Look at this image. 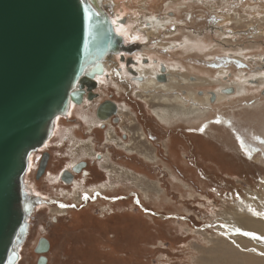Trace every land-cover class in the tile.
Instances as JSON below:
<instances>
[{
    "label": "rangeland",
    "instance_id": "1",
    "mask_svg": "<svg viewBox=\"0 0 264 264\" xmlns=\"http://www.w3.org/2000/svg\"><path fill=\"white\" fill-rule=\"evenodd\" d=\"M126 1L128 0L120 3ZM141 1L137 0L134 5ZM174 1L188 4L193 0H156L155 3L151 1V5L162 4L164 13L165 9L175 5ZM88 4L106 22L112 37L115 38L117 34L110 20L112 14H109L110 10L107 8L111 3L103 0L100 5H96V8L89 2ZM203 5L201 11L191 8L193 16L188 22L189 26L184 30L190 29L193 35H201L206 41H201V50L187 52L183 57L179 54L177 58L183 60L184 57L196 56L199 62L212 60V65H208L213 68L187 66L183 68V73H179L176 71L178 63L169 60L167 70L173 77L175 73L179 76H198L195 79L203 83L184 86L182 90L196 93L199 99L211 97V93L214 96L215 93L219 95L220 91L229 90V87H235L234 94L230 96L227 94L217 101L215 96L213 103L209 99L210 104L202 106L201 112L194 117L170 116L172 118L168 121L162 120L165 122L163 123L157 121V118L151 114L154 110L160 109L161 105L152 100L142 101L147 97L144 96V90L139 88L140 90L134 95L137 96L136 101L143 102L146 122L142 126L138 122L133 126H125L128 132L136 136L132 138L134 142L129 141L127 145L129 147L122 144L120 146L127 148L125 153L136 157L138 162L142 160L146 163L149 170L135 163H132L127 170L122 164L111 165L107 159L106 163L101 165L110 169L105 178L89 180L88 186L76 183L69 189H62L65 193L70 191V195L62 202L78 206L85 197L83 192H92L93 185L104 181L102 183L104 189L112 186L117 188L111 191L110 198L101 204L104 206L100 208L98 214L106 213L103 223L96 220L99 215L85 211L78 214L66 213L53 206L42 209L36 214L38 222L31 223L28 238L27 221L24 239L26 237L28 240L23 246L19 245L18 254L20 256L21 252L22 257H19L17 264H36L38 254L34 252L33 247L37 239L43 235L50 237L52 242L48 264H264L262 233L251 230L248 235L232 234L222 228L225 217L227 219L245 211L264 222V205L259 206L262 201L264 202V152L258 148L256 138L260 137L255 131L259 124L264 122V106L248 108L249 104L254 102L264 104V99L259 95L261 87L255 88L247 82L252 77H255L258 83H260L258 78L262 80L260 74L253 71V62L258 63L259 58L264 55V39H262L264 36L261 37L259 34L262 31L264 33V0H217L216 3L204 0ZM210 6L216 7V11L212 15L202 14L204 9ZM121 8L119 12L123 13L124 9ZM168 10H174V7ZM127 14L132 17L128 10ZM200 15L203 16L199 17ZM146 16L150 17V14L145 13L139 18ZM209 25L213 26V31L217 27L216 36L204 35L203 31H206ZM199 31L203 34L197 33ZM182 32L183 28L165 38L170 40V44H173L171 41L185 39L188 49L192 50L194 48L192 34L186 31V34L182 35ZM146 33L152 32L150 30ZM138 40L140 42L143 40L141 35ZM119 43L120 40L115 38L113 44L119 47ZM140 69L149 71L142 67ZM227 74H229L228 82L220 79ZM107 80L105 79V83L97 91L100 97L98 102L110 97L123 103L124 97L128 95L123 92H126L127 88L114 85V90H109ZM197 86L203 91L195 90ZM124 106L125 110L120 108V114L127 117L128 123L136 122L130 106L123 104L122 108ZM209 106H212L210 112ZM83 117H86V114ZM180 117H182L180 123L185 118L186 120L199 118L200 124L196 125V129H202L203 135L217 136L225 140L222 143L232 151H222L215 146L205 148L203 139L196 140L189 137L188 140L187 136L182 141L177 137L167 158L165 150L163 153L160 150L156 152L155 148L149 147L145 141L140 140L143 138H140L139 133L147 126L152 132L150 133L152 138L161 141L165 147L167 135H177L173 132L179 129L177 120ZM190 123L193 122L189 121L186 126ZM188 128L190 130V127ZM252 130L255 133H252ZM108 135L111 136L110 133ZM78 137L80 138L71 139L70 143H66L61 150V154L65 156L70 152L72 154L71 157L61 161L58 171L86 154L89 157L93 156L94 152L88 141L91 137L84 135ZM104 138L105 136H102L99 139ZM189 141H193L197 149L191 150ZM200 143L202 145L198 148L197 144ZM50 149L52 150L53 147ZM132 149L140 153L148 162L132 154L129 151ZM95 151L106 153L108 150L102 144H96ZM246 157L250 163L242 166ZM31 158L30 160L28 158L29 165ZM133 169L136 173L132 172ZM24 175L25 173L22 176V190L33 205L28 211L27 220L37 201L33 197L36 196V189L30 181L26 182L27 178L24 183ZM55 192L50 190L48 194ZM80 215L81 222L76 218ZM56 217L58 221H63L59 224L51 223ZM74 218L75 222H69ZM233 239L235 243L230 244L229 240Z\"/></svg>",
    "mask_w": 264,
    "mask_h": 264
},
{
    "label": "water",
    "instance_id": "2",
    "mask_svg": "<svg viewBox=\"0 0 264 264\" xmlns=\"http://www.w3.org/2000/svg\"><path fill=\"white\" fill-rule=\"evenodd\" d=\"M115 38L123 47V38ZM115 38L81 0H0V264L18 263L14 247L24 240L33 207L22 190L29 152L47 140L53 121L67 112L71 101H82V89L93 98V79L117 48ZM164 71L162 66L157 81H165ZM222 93L230 96L234 88ZM114 113L112 102L97 109L101 119ZM45 164L42 160L37 176ZM48 249V241L40 237L34 247L40 255L36 264H47L43 253Z\"/></svg>",
    "mask_w": 264,
    "mask_h": 264
},
{
    "label": "flooded vegetation",
    "instance_id": "3",
    "mask_svg": "<svg viewBox=\"0 0 264 264\" xmlns=\"http://www.w3.org/2000/svg\"><path fill=\"white\" fill-rule=\"evenodd\" d=\"M88 1L96 8V5L92 3V0H88ZM108 1L111 3L110 6H107V8H109L110 10L109 14H112V16H110V20H112L111 26L113 27V30L115 29L114 32L118 34L117 36L123 38L125 44L122 47L120 42V44H118L119 47L114 48L113 52L110 53L105 60H103V65H104L103 73L101 75L95 76L93 79V81L96 82L95 88L91 90V93L93 94V98L89 100L88 99L89 92L86 91V88L82 89L83 91L82 101L79 104H76L72 101L69 103L68 110L64 114V116L63 115L58 116L56 120L53 121L52 130H50L51 133L49 134L47 140L36 150L32 151V153L29 155V160L30 157L32 158L30 165L28 164L27 166V171L25 172L23 181L25 183V180L27 178L26 182L30 181L31 182L30 184L33 185V187L36 189L35 190L36 196L33 197L36 199L37 202H35L31 215L27 219L29 223L27 238L30 234V227L32 221L36 223L38 222V218L36 217V214L41 212L42 209L51 208L53 206L56 207L58 210L64 212L66 211V213L70 212V213L78 214L81 213L82 211H85L87 213H93L94 215H99L98 212L100 208H103L104 206L101 204L103 202H106L107 198H110V192L111 191L113 192L114 189H117L116 186H112L109 189H104L103 187L104 185L102 184L104 181L98 184L96 183L97 185H93L94 187L92 189V192H83L85 197L82 203L78 206L74 204L65 203V201L62 202V200H66L67 196L70 195V191H68V193H65L62 191V189L63 190L69 189L76 183H79L81 186H88L87 182L89 180L96 181L98 179L105 178L106 175H108V173L110 172V169L101 167V165L105 164L107 159L109 160V163L111 165L115 166V164H122L123 166H125L127 170L132 163L140 165L141 167L149 170V167L146 163H144L142 160L139 159L138 162L136 160L137 159L136 157H132L131 155L125 153L126 152L125 149L127 148H121L120 146L122 144V145H126V147H129L127 146L129 144V141L130 140L133 141L132 138L136 136V134L134 135L132 132H128L125 129V126L127 125L133 126L136 125L137 122L142 126L144 122H146L144 119L145 113L143 110L144 109V106L142 104L143 102L141 103L139 101H136L137 96L135 97L134 95L138 92V90H140L139 83L142 82L143 80V78L138 76L135 68L137 67L146 68V70H149L150 72L152 71L153 74H156L157 76L158 74H160L161 66L166 68V66H168L167 63L169 60H173L174 62L178 63L176 71H178L179 73L181 72L183 73V68L187 66L211 67L212 65L211 64L212 60H207L206 62H201V61L199 62L197 61L198 57L196 58V56H190L188 58L184 57L183 60L177 58L179 54L183 57V55L187 52H192L193 50L195 51L201 50V46H200L201 41L202 40L206 41V39L203 38L201 35L198 34L193 35L191 33L192 30L190 29L184 30L186 27L189 26L188 22L191 20L193 16V13H191L192 11L191 8H193L194 10H196L197 8L198 11L203 10L204 0H193V1L190 0L192 2L188 4L174 1L173 3L175 5L168 8L170 9L174 7V10L165 9L164 13L162 9L163 8L162 4L158 6L151 5V1L155 3L156 0H142L137 5H134V2H136L137 0H128L122 4L120 2L123 0H108ZM216 2L217 0H211V3H216ZM100 3L101 2L97 3V6L98 4L100 5ZM121 7H123L124 9L123 13L119 12L122 9ZM129 7L131 8L129 9ZM127 10L132 15L131 18L127 14ZM214 11H216V7L210 6L205 8L202 14L205 13V16H207L208 13H210L212 15ZM145 13H149L150 17L146 16L145 17L146 19L144 17L142 19L139 18V16H144ZM187 14L189 15L188 18H187ZM202 16L203 15H200L199 17ZM222 24L223 22H221V25ZM182 28H183V32L181 33L182 35H185L186 31H189L193 36V38H191L194 39L192 41V45L194 46L192 50L188 49V46L185 43V39L178 41H171L173 42V44H170V40L168 38L167 39L165 38L167 36L168 37L172 36ZM212 28L213 26L209 25L206 31H203L204 35L216 36L218 33L217 27L215 31H213ZM118 30L120 31V33ZM150 30L152 33H146V31H150ZM197 33L201 34L202 31H199ZM259 34H261V37L264 36L263 31L259 32ZM139 35L142 36V39L144 41L142 40L140 42L138 40ZM262 39H264V37H262ZM164 44L168 46L165 47ZM211 45L212 44H210V46ZM128 59H130L132 63L127 65ZM253 64H254L253 71L258 72L260 74L259 77L262 78V80L260 81L258 79L260 81V83H258L255 77H252L249 78L247 82L252 84V86H254L255 88L261 87V90L259 91V95H261L262 98L264 99V55L262 58H259L258 63H255L254 61ZM215 66H217V64ZM163 73H165L167 77L166 70ZM100 76L101 79H99ZM190 76L192 75H189L188 78ZM197 77L198 76L196 75L193 76V78H197ZM105 79L109 80V81L107 80V85L109 90L111 89L114 90V85H116L117 87L119 85L121 88H127L125 89L126 92H123L128 94L127 96L124 97L125 101H123V103L122 102L119 103L110 97L98 102V99L100 97L97 91L101 88V86H103L102 84L105 83ZM220 79L228 82L229 74H227L226 76H221ZM102 80L104 81L102 82ZM197 88L195 87V90L200 92L203 91L199 89L200 86H197ZM209 91H213V90H209ZM105 102H112L115 105V113L101 119L97 116V109L102 103ZM95 103H97V105H95L94 107ZM123 104L130 106L129 108L135 114L136 122L130 121L128 123L127 117L124 114L122 115L119 114L120 108L125 110V106L122 108ZM263 106H264L263 102L261 103L254 102V104H249L248 108L250 107L261 108ZM208 109L210 112L212 110V106H209ZM84 114H86V117H83ZM151 114L157 118V121L159 120V118L154 113L151 112ZM150 119L151 121H153L151 117ZM181 119L182 117H180L177 120L178 122L177 125L179 126V129L177 130V132H173L177 135L172 136L168 134L165 139L166 140L165 147L163 146L161 141H155L152 138L151 136L152 132L148 129L147 126L144 129H141L139 136L140 138L143 139L140 140L145 141V144L148 145L149 147L151 146L155 148L156 152L160 150V152L163 153V150H165L167 152V156H166L167 158L169 156V153L172 151L173 141H175L177 137L178 140H180L181 138L182 141L187 136H188V140L189 137H193L196 140L203 139L205 141L206 148L210 146H215L217 149L222 151L231 150L229 147H227L226 144L222 143L225 140L220 139L217 136L203 135L202 129H196V125L200 124L199 118L193 120L190 119L186 120L185 118V120H183L180 123ZM189 121H192L193 123L192 124L190 123L189 125L186 126V123H188ZM188 127H190V130ZM186 128H188V130H186ZM255 131L259 133L258 135L260 137V138H256L258 142V148L261 149L262 152H264V122L259 124L258 129H255ZM109 133L111 134V136L108 135ZM252 133H255L254 130H252ZM81 135L91 137V140L88 139L87 140L90 142L91 149L94 152L93 156L89 157L86 154V156L84 155L82 158L77 157L78 159L75 162H73L68 166L66 165L62 167L58 171L59 167L61 166V161L71 157L72 154L71 152L66 154V156L61 154V150L64 148V145L66 143H70L71 139H79L80 137L78 136ZM129 135H131V137ZM102 136H105V138L100 140L99 138ZM96 144H102V146L106 147L108 151L106 153H104L103 151L96 152L95 151ZM188 144L191 150L197 149L196 146L193 144V141H189ZM201 145H202L201 143L200 145L197 144L198 148L201 147ZM52 147L53 149L51 150L50 148ZM129 151H131L132 154H136L140 156L142 159H144L140 155V153H137L134 149ZM42 160H46L45 168L43 172L39 176H37L38 168ZM248 160L249 159L247 157L246 160L243 159L244 162H242V166L244 165L247 166L250 163ZM129 171L131 170L129 169ZM132 172L136 173L134 169ZM35 186L39 188L37 189ZM50 190L51 191L55 190L56 192L52 194H48ZM105 215H106L105 212L102 213L101 215L97 216L96 220L100 221L99 223H103L104 221L102 220H104ZM62 216L65 215L62 214ZM80 217L81 215L76 218L81 222L82 219ZM61 221L63 220L58 221L56 217L54 218V220L52 219L51 223L59 224L61 223ZM69 222H75V218ZM41 237H44L49 243L48 251L46 253H43V255L47 259V264H48L49 262L48 254L52 250L51 238L44 235ZM27 238L25 237L24 242L21 244L22 246L27 242L28 240ZM38 239L36 241V244L38 242ZM19 257H22L21 252ZM39 257L40 255L38 254L37 260Z\"/></svg>",
    "mask_w": 264,
    "mask_h": 264
},
{
    "label": "bare ground",
    "instance_id": "4",
    "mask_svg": "<svg viewBox=\"0 0 264 264\" xmlns=\"http://www.w3.org/2000/svg\"><path fill=\"white\" fill-rule=\"evenodd\" d=\"M81 1H83L86 4L89 2L88 0H81ZM97 2L99 3L100 1L92 0V3L95 5H97ZM97 10H99V9H97ZM157 22H156V24H157ZM116 28H117V26H116ZM122 31H123V29H122ZM119 33H120V31H119ZM140 68L141 67L135 68L138 76L143 78V80L141 79L142 82L139 83V86H140L139 88L140 89L142 88L144 90L143 91L144 96L147 97V98H145V101L146 100H152L155 103H158L161 105L160 109L154 110V112H153L159 118V120L162 121V120L167 119V121H168L170 116H173V117H175V116L194 117L201 112L202 106L204 107V105L210 104L209 99H211V97L213 96V93H211V97L206 96L202 99H199L197 97L196 93L194 94L193 92H188V91L182 90V88H184V86L197 85V84L203 83V81H200L198 79L189 80V78L187 76H182V75L179 76L178 73L173 74L174 75V77H173L172 75H170V73L168 72L167 67H166L164 69L167 72V77L165 78V81L160 82V81L156 80V74H153L152 71L149 72V71L141 70ZM160 72H161V70H160ZM155 73H157V72H155ZM99 79H101V76L99 77ZM229 88H231V87H229ZM179 91H180V93H179ZM226 95L227 94H223L221 91H220L219 95H217V93H215V96L217 97L216 101L218 99H220L221 97H225ZM205 107L207 108V106H205ZM120 110H119V114L121 113ZM167 116H169V117L165 118ZM34 150H36V148L33 149V151ZM31 153H32V150L29 152L28 155H30ZM28 158H29V156H28ZM263 205H264V202L262 201V204H260L259 206L263 207ZM247 211H249V210H247ZM237 214H234L233 216H231L227 219H226V217L224 218V223L222 226V228L224 230H227V231L231 232L232 234L243 233V234H247V235H248V233H250L249 231L252 230L255 232L262 233V235H264V222L259 220V218L254 217L252 215V213H249L246 211L244 213H240L238 215ZM229 243L234 244L235 239L229 240ZM14 249L16 251H19V246L14 247Z\"/></svg>",
    "mask_w": 264,
    "mask_h": 264
},
{
    "label": "trees",
    "instance_id": "5",
    "mask_svg": "<svg viewBox=\"0 0 264 264\" xmlns=\"http://www.w3.org/2000/svg\"><path fill=\"white\" fill-rule=\"evenodd\" d=\"M206 148V147H205ZM198 151H200V150H198Z\"/></svg>",
    "mask_w": 264,
    "mask_h": 264
}]
</instances>
